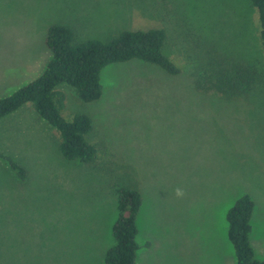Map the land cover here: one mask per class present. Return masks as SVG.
I'll use <instances>...</instances> for the list:
<instances>
[{
    "label": "rangeland",
    "instance_id": "374dc122",
    "mask_svg": "<svg viewBox=\"0 0 264 264\" xmlns=\"http://www.w3.org/2000/svg\"><path fill=\"white\" fill-rule=\"evenodd\" d=\"M54 24L78 41L164 28L181 72L139 59L109 65L94 102L59 86L66 119L92 118V162L67 159L31 103L0 118V264H107L116 188L126 186L143 199L136 264H238L227 212L245 193L264 258V81L239 97L216 85L235 66L262 74L258 9L249 0H0V98L44 72Z\"/></svg>",
    "mask_w": 264,
    "mask_h": 264
},
{
    "label": "trees",
    "instance_id": "16d2710c",
    "mask_svg": "<svg viewBox=\"0 0 264 264\" xmlns=\"http://www.w3.org/2000/svg\"><path fill=\"white\" fill-rule=\"evenodd\" d=\"M258 9L261 24L260 40L264 48V0H249ZM167 32L164 28L122 31L109 40L88 39L78 41L73 29L64 24H54L48 30L46 43L52 58L44 72L12 94L0 98V118L31 103L40 116L59 132L62 154L69 160L92 162L97 148L88 139L93 130L92 118L86 113H76L71 120L62 114L65 93L61 84L73 88L84 102H94L103 94L102 71L109 65L139 59L156 64L170 74L181 68L165 53ZM234 71L218 74L217 88L228 96L248 93L257 80L264 81L263 72L239 66ZM236 69H238L236 71ZM260 74V75H257ZM11 167L21 179H26L24 166L10 159ZM119 216L113 226L115 244L106 254L107 264H136L140 245L137 241L138 214L143 199L135 187H117ZM255 203L245 193L227 212L228 236L234 246L238 264H264V258L255 256L251 244V218Z\"/></svg>",
    "mask_w": 264,
    "mask_h": 264
},
{
    "label": "crops",
    "instance_id": "0c3cea01",
    "mask_svg": "<svg viewBox=\"0 0 264 264\" xmlns=\"http://www.w3.org/2000/svg\"><path fill=\"white\" fill-rule=\"evenodd\" d=\"M142 207V206H141ZM253 215V214H252ZM138 220V219H137ZM229 226V225H228ZM254 249V248H253Z\"/></svg>",
    "mask_w": 264,
    "mask_h": 264
},
{
    "label": "clouds",
    "instance_id": "9594fccd",
    "mask_svg": "<svg viewBox=\"0 0 264 264\" xmlns=\"http://www.w3.org/2000/svg\"><path fill=\"white\" fill-rule=\"evenodd\" d=\"M178 194H180V193L178 192Z\"/></svg>",
    "mask_w": 264,
    "mask_h": 264
}]
</instances>
